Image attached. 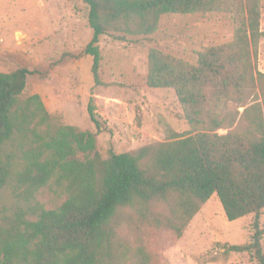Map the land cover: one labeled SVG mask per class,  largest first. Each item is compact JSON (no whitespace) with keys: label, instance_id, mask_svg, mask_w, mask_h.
Here are the masks:
<instances>
[{"label":"trees","instance_id":"obj_1","mask_svg":"<svg viewBox=\"0 0 264 264\" xmlns=\"http://www.w3.org/2000/svg\"><path fill=\"white\" fill-rule=\"evenodd\" d=\"M84 1L94 29L85 52L94 55L97 84H104L103 34L149 35L163 14L197 12L232 13L235 32L231 41L197 51V63L150 48L147 85L174 89L190 128L168 127L164 140L111 150L107 158L91 155L93 132L58 121L40 94L21 99L37 69L0 71V264H124L114 224L122 210L133 209L141 221L181 237L215 194L230 221L254 214L251 240L229 249L253 253L264 264V102L244 109L249 123L242 130L219 131L230 101H246L257 85L264 98V72L256 64L262 0ZM88 112L103 128L92 99ZM51 182L64 186L67 199L46 208L38 193ZM159 201L168 204L169 215L153 212ZM134 257L136 264L150 262L144 245Z\"/></svg>","mask_w":264,"mask_h":264},{"label":"rangeland","instance_id":"obj_2","mask_svg":"<svg viewBox=\"0 0 264 264\" xmlns=\"http://www.w3.org/2000/svg\"><path fill=\"white\" fill-rule=\"evenodd\" d=\"M264 31V0H262ZM232 13H167L158 30L149 35L100 36V79L93 71L94 55L85 48L94 37L89 6L84 0H0V71L18 66L37 69L29 77L21 99L41 95L47 110L58 121L75 125L96 136V149L103 158L111 150H135L164 140L168 127L190 128L178 96L172 88L147 85L149 50L152 47L197 63V51L233 39ZM124 34V33H121ZM257 68L264 72V36L258 47ZM244 102L230 101L220 132L240 131L249 120L244 109L263 104L260 87L249 88ZM93 100L104 127L99 129L88 112ZM79 157H84L82 153ZM46 208L67 199L64 186L51 182L38 193ZM154 213L169 215L166 202L153 203ZM254 214L230 221L219 197L213 195L184 229L181 237L165 225L141 221L133 209L122 210L115 220L118 242L126 251L124 264H136L134 252L146 247L149 264H259L253 253L236 252L229 245L251 240ZM264 227V210L261 216ZM264 247V238H263Z\"/></svg>","mask_w":264,"mask_h":264}]
</instances>
